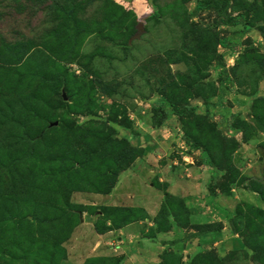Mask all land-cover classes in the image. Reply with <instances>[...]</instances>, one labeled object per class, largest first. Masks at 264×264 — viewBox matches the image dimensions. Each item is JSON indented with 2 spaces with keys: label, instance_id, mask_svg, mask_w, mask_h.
Wrapping results in <instances>:
<instances>
[{
  "label": "rangeland",
  "instance_id": "rangeland-1",
  "mask_svg": "<svg viewBox=\"0 0 264 264\" xmlns=\"http://www.w3.org/2000/svg\"><path fill=\"white\" fill-rule=\"evenodd\" d=\"M201 1L0 0V264H70L75 228L98 212L100 232L149 219L201 239L159 264H264V5L229 0L242 24L220 26ZM137 160L184 177L203 165L205 198L156 175L153 217L90 204Z\"/></svg>",
  "mask_w": 264,
  "mask_h": 264
},
{
  "label": "crops",
  "instance_id": "crops-1",
  "mask_svg": "<svg viewBox=\"0 0 264 264\" xmlns=\"http://www.w3.org/2000/svg\"><path fill=\"white\" fill-rule=\"evenodd\" d=\"M150 162L146 159L144 162ZM137 160L129 169L118 175V180L109 194L94 195L90 204L102 205L103 207L126 206L142 208L148 215L153 217L160 207L163 195L155 192L153 184H146L152 176H158L159 182L168 184L169 194L180 198L197 197L205 198L202 184L205 179V167L192 166L186 177L181 173L168 172L169 165L159 166L149 164L141 167ZM143 164V162H142ZM201 168V169H198ZM176 169V168H175ZM176 171H178L176 169ZM154 174V175H152ZM153 182V181H151ZM134 187L125 190L127 186ZM142 189V190H141ZM99 212L95 216L87 215L75 228L72 241L68 246V262L70 264H83L93 257H121L120 264H159L160 254L168 249L197 250L200 238H192L193 230L180 228L174 223L168 230H155L156 225L148 220H139L128 223L119 228L109 227L111 222H106L108 229L97 231L95 225L99 219ZM153 231V232H152ZM85 234V235H84Z\"/></svg>",
  "mask_w": 264,
  "mask_h": 264
},
{
  "label": "trees",
  "instance_id": "trees-1",
  "mask_svg": "<svg viewBox=\"0 0 264 264\" xmlns=\"http://www.w3.org/2000/svg\"><path fill=\"white\" fill-rule=\"evenodd\" d=\"M201 2L202 3H199L200 6L205 7V8L214 7L217 10V16L215 18L216 25L237 26V25L242 24V17L240 15L239 16H231L228 14L229 0H203ZM257 2H260L262 5H264V0H260V1L257 0ZM195 110H196L195 107L187 106V105H173L172 106V112L174 114H176L177 116H180V117L192 116V115H194ZM163 114H165V113L161 107H159L158 109H156L154 111L153 117H152L153 125H157L159 123L158 116L163 115ZM187 141L190 144L193 143V144H196L197 146H199V144L196 143L191 138H188ZM206 156L207 157H205V159L202 161V164L207 165V166L213 165V162H212L210 156H208V155H206ZM123 224H125V222ZM95 227H96V230L99 231L98 225H96ZM167 228H170V226ZM106 229H108V228H106ZM210 231H212V229L204 228V229H200L197 233L198 234H204V233L210 232ZM95 259H97V258L87 259L88 261L86 260V263L89 261H93ZM118 262H119V259H118ZM118 262H117V264H118Z\"/></svg>",
  "mask_w": 264,
  "mask_h": 264
},
{
  "label": "water",
  "instance_id": "water-1",
  "mask_svg": "<svg viewBox=\"0 0 264 264\" xmlns=\"http://www.w3.org/2000/svg\"><path fill=\"white\" fill-rule=\"evenodd\" d=\"M143 31V27H142V24L139 25L138 27V32H142ZM63 99H66V96L63 95Z\"/></svg>",
  "mask_w": 264,
  "mask_h": 264
}]
</instances>
